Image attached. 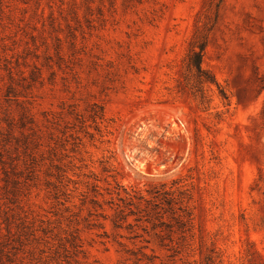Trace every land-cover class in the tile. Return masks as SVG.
<instances>
[{"label":"rangeland","instance_id":"374dc122","mask_svg":"<svg viewBox=\"0 0 264 264\" xmlns=\"http://www.w3.org/2000/svg\"><path fill=\"white\" fill-rule=\"evenodd\" d=\"M200 46L215 83L190 71ZM21 106L44 131L50 115L56 137L79 138L67 143L65 195L44 174L19 186L16 212L33 231L49 228V245L0 239L1 263L56 264L72 236L78 264H204L212 249L220 264L264 256V0H0V117ZM160 185L185 191L194 215L181 256L144 221L113 225L126 191L149 197Z\"/></svg>","mask_w":264,"mask_h":264},{"label":"trees","instance_id":"16d2710c","mask_svg":"<svg viewBox=\"0 0 264 264\" xmlns=\"http://www.w3.org/2000/svg\"><path fill=\"white\" fill-rule=\"evenodd\" d=\"M203 56L204 46H200V50L193 52L189 58L190 71L195 72L196 76L204 82L215 83V80H211L205 73L202 66ZM35 74L37 72H34ZM39 78H41V73ZM10 79H13L12 73ZM32 81L35 82L33 78ZM14 93V89L9 87L8 94L5 95L7 100ZM20 105L18 104V106ZM31 113L30 109L21 106L19 115L3 113V116L0 117V171L3 175L1 181L4 183L2 188L4 197L0 200H4L3 205L6 206L4 209L0 206V239H3L1 244H5L4 247L7 246L12 249H16V244L23 245L24 241H29V239L31 243L36 242L40 245L43 242V244L49 245V240L53 236L52 231L49 228H44L43 225H40L37 230H31L29 224L32 222L27 217L22 218L20 213L16 212V209L23 210L21 204L24 200L21 199L19 186L29 190L32 183L37 184L36 182L44 174L46 177L45 185L48 189L53 188L56 198L65 195L63 183L65 180L67 182L72 181L65 170L66 165H63L64 157H68L65 153L67 143L70 141L69 138L74 141L79 138L74 137L75 134H70L67 139L61 140L56 137L55 130L58 128L53 127L56 125L55 118L51 119L50 115H46V122L52 126L46 127L47 130L44 131ZM69 114L74 116L77 123H85L83 116L76 110L69 112ZM92 119L94 123H97L98 119L102 120L103 118L99 117L95 111L92 114ZM62 133L64 136L67 135L66 132ZM59 149L63 153H59ZM53 171H56L57 174H54ZM53 178L57 181L56 184L53 183ZM176 192L179 193L180 197L176 195ZM184 194L185 191L167 189L166 185L154 187L148 192L149 197L134 191L132 193L126 191L127 199L120 198V201H123V206L117 208L113 225L116 229H121L124 224L128 223L130 217H133L135 222L144 221L151 225L152 230L159 229L161 247L173 252V257L181 256L184 249L189 250L192 245L187 244V238L190 237L193 241L195 236L194 215L189 206L186 205L185 197H181ZM28 195L24 194V197ZM188 199L187 203L191 201V198ZM94 204H97L96 200H94ZM43 223L44 221H42ZM127 227L131 229L132 224L128 223ZM37 233H41L42 236H37ZM59 241L62 242V240ZM67 243H69V247L60 243L59 250H54L52 259L64 258L63 261L56 262V264L79 263L76 258L83 253L80 239L72 236V239L68 240ZM52 249L49 250L52 251ZM60 250L63 251V254H60ZM40 252L44 253L43 250ZM71 255L76 257L73 262L70 260ZM143 256L145 257V255ZM182 258L180 257L178 260L182 261ZM245 258L248 264H264V256L257 250H248ZM220 263L221 260L215 249L210 250L204 258V264ZM0 264L4 263L0 261ZM243 264L246 263L243 262Z\"/></svg>","mask_w":264,"mask_h":264}]
</instances>
